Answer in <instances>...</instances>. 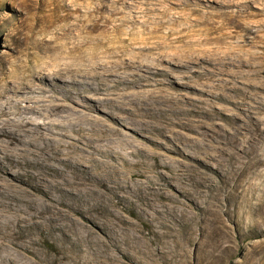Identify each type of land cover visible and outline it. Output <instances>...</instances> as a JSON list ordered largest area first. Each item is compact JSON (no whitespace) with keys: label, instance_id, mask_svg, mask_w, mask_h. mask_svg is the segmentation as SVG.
Segmentation results:
<instances>
[{"label":"rangeland","instance_id":"374dc122","mask_svg":"<svg viewBox=\"0 0 264 264\" xmlns=\"http://www.w3.org/2000/svg\"><path fill=\"white\" fill-rule=\"evenodd\" d=\"M100 3L110 5L113 0H0L3 77L30 76L39 83L37 77L48 72L46 67L55 69L74 60L61 48L44 46V41L66 27L67 20L58 18L72 10L93 11ZM122 6L132 14L135 8L155 12L141 32L137 30L142 24L125 26L129 33L119 35L114 45L124 42L123 37L139 38L145 41L137 46L139 53L128 47L104 57L99 53L107 43L92 41L88 45L94 48L83 45L76 51L81 59L76 64L89 69L93 59L128 63L136 57L135 66L110 75L109 84L79 76L95 82L94 89L80 84L78 98L57 94L53 101L69 107L51 115L33 114L34 120L62 122L73 114L80 116L88 132L94 120L96 129H118L129 144L126 149L141 152L143 163L168 164L180 190H195L196 181H233L229 190L234 198L223 206L228 212L217 213L219 219L205 225L213 240L230 247L217 264H264V0H126ZM93 14L84 33L91 37L101 29L89 26L102 22L99 13ZM138 14L142 19L148 16ZM91 52H98L95 58ZM41 84L47 86L46 81ZM38 90L32 86L18 94L34 95ZM104 96L114 99L105 101ZM107 103L118 104L108 108ZM50 124L41 130L49 131ZM96 144L124 150L113 140ZM139 168L140 164L131 167L138 172ZM13 189L23 193L19 187ZM197 192L196 197L206 202L207 194ZM56 245L48 238L44 249Z\"/></svg>","mask_w":264,"mask_h":264},{"label":"bare ground","instance_id":"6f19581e","mask_svg":"<svg viewBox=\"0 0 264 264\" xmlns=\"http://www.w3.org/2000/svg\"><path fill=\"white\" fill-rule=\"evenodd\" d=\"M125 1L100 3L84 13L72 10L58 18L67 20V25L51 41L45 40L44 46L61 48L68 54L62 56L74 60L59 68L46 67L48 72L37 77L39 83L30 76L5 78L0 65V264H217L230 249L225 241L213 240L205 225L218 220L217 213L228 212L223 206L234 198L229 190L234 188L233 181L225 185L196 181L195 190H180L168 164L143 163L141 152L126 149L129 144L118 129H96L94 120L88 132L80 116L73 114L62 122L34 120L33 114L47 111L51 115L69 107L67 102L53 101L57 94L68 92L78 98L80 84L94 89L95 82L79 76L98 77L109 84L110 75L135 66L136 57L128 63L93 59L89 69L76 64L81 61L76 51H82L83 45L94 48L88 45L92 41L107 43L99 53L104 57L111 50L123 53L145 44L139 38L127 41L123 37L127 44L114 47L119 35L129 33L125 26L142 24L137 30L141 32L155 13L135 8L132 14L122 6ZM95 12L102 22L95 21L89 28L101 31L91 37L84 33ZM138 13L148 16L142 19ZM97 53L91 52L92 58ZM137 67L141 70L142 65ZM44 81L46 87L41 84ZM32 86L39 88L37 94H18ZM47 123L51 129L42 131ZM112 140L124 150L96 144ZM138 164L139 172L131 169ZM160 167L165 171H159ZM198 190L207 194L206 202L196 197ZM48 238L57 245L45 250Z\"/></svg>","mask_w":264,"mask_h":264}]
</instances>
